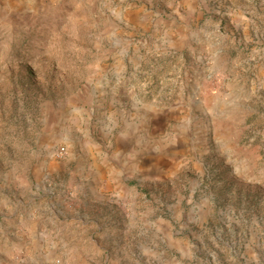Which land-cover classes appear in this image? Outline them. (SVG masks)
Masks as SVG:
<instances>
[{
    "label": "rangeland",
    "instance_id": "1",
    "mask_svg": "<svg viewBox=\"0 0 264 264\" xmlns=\"http://www.w3.org/2000/svg\"><path fill=\"white\" fill-rule=\"evenodd\" d=\"M0 264H264V0H0Z\"/></svg>",
    "mask_w": 264,
    "mask_h": 264
},
{
    "label": "crops",
    "instance_id": "2",
    "mask_svg": "<svg viewBox=\"0 0 264 264\" xmlns=\"http://www.w3.org/2000/svg\"><path fill=\"white\" fill-rule=\"evenodd\" d=\"M187 36H188V33L185 32V34L178 35L176 37V40H173V39H175V37H171V42H170L171 47L175 48L174 50H176V51L182 50L184 41L180 42L178 38L185 39V38H187ZM223 52H225V50H222L221 48L215 49L213 51L212 56L213 57L221 56V53H223ZM232 63H234L233 60H232ZM236 67H238V66H236ZM181 138L182 137H176L175 136L173 143L169 147V149L171 151L172 150H178L179 148H181V146H183L181 143V140H182ZM107 177H108V175H107ZM96 213H97L96 214L97 220L93 221V224L95 226V229L97 230V234H98L97 236L103 237L104 235L107 234V236L110 237V239L118 238V240H117V242H115V244H120V242L125 243L128 241L131 242V244L138 243L137 240H140V238H142L144 236V231L142 229L145 226L144 223L138 224L135 232L129 233L127 230V228L128 227L130 228V226H131V224L129 222L112 220L114 218L113 217L114 208H96ZM78 220L79 221L74 222L73 224L69 223L67 225V226H69V228L67 230H70L69 233H67V236H69V235L73 236L76 241H78V240L85 241V240H87L86 235L88 234L87 228H89V226H86L88 224V222H85V221L80 220V219H78ZM103 228L106 229L107 231L102 232ZM95 244L98 247H101L102 241L99 240L97 243L95 242Z\"/></svg>",
    "mask_w": 264,
    "mask_h": 264
}]
</instances>
